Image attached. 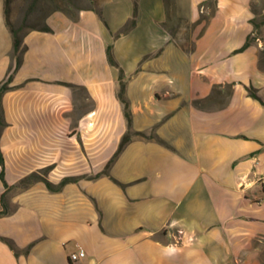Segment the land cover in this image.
Wrapping results in <instances>:
<instances>
[{
  "label": "crops",
  "instance_id": "crops-1",
  "mask_svg": "<svg viewBox=\"0 0 264 264\" xmlns=\"http://www.w3.org/2000/svg\"><path fill=\"white\" fill-rule=\"evenodd\" d=\"M258 1L176 0L186 35L165 28L164 0H137L135 19V0H93L26 31L16 70L0 0V264H264V69L259 44L237 53ZM121 74L131 132L161 142L133 136L92 179L129 132ZM34 174L81 179L21 187Z\"/></svg>",
  "mask_w": 264,
  "mask_h": 264
},
{
  "label": "trees",
  "instance_id": "trees-1",
  "mask_svg": "<svg viewBox=\"0 0 264 264\" xmlns=\"http://www.w3.org/2000/svg\"><path fill=\"white\" fill-rule=\"evenodd\" d=\"M90 1H91V3H93V0H90ZM164 3H165V7H166V12H167V22L165 23L164 26L171 34H175L186 23L181 18H179L177 16V14H176V0H164ZM9 5H10V1L6 0V6H5L6 22H7V26L11 30V33H12L13 38H14L13 51H14V55L17 56V67H16V70H18L20 68V65H21V56H22V54L24 52V49L22 48V40H21V38L18 36V33L11 26ZM65 14L68 15L69 17H71L72 19H76L77 16H78V14L74 15V16H72V15H70L68 13H65ZM136 14H137V0H135L134 19L136 18ZM172 24H176V27L172 28ZM135 25H136L135 20H132L124 28L122 33H126L127 31L132 29ZM41 31L51 32L50 28L47 27V26H44V28L41 29ZM253 34H254V32H253ZM253 34L251 36H249V38H248L246 44L244 45V47L242 49L238 50L237 53L244 52L250 46L251 38H252ZM107 58H108L109 64L111 66L117 67V63L114 60L111 46H109L108 49H107ZM10 81H11V76L7 79V81L2 85V87L0 89V138H1V134H2L3 130L7 127V123H6L5 118H4V111H3V106H2V98H3V95L10 89L9 88ZM119 81H120V85H119V91H118V98L124 105V114H125V117H126L127 122H128L129 132L123 137L117 153L115 154L113 159L110 161V163L108 164L106 169L102 173H100L97 176L93 177L92 179H97V178L102 177L103 175H107L111 164L119 157V155L122 153L124 148L128 145V143L131 142L133 136H140V137L145 138V139L157 140V141L161 142L160 139L154 133L151 134V135H147L145 133H139V132L133 133V132H131L132 118H131V114L129 112V104H128V101H127V99L125 97V83H124L122 74L120 76V80ZM248 91H249V94H250V96L252 98L262 102V100L259 98V96L257 95V92H256V90L254 88H248ZM0 165H1V168H2L0 176H1V179H2V181L4 183V186H5V189H6V192L0 198V204H1V207H2V210L0 211V217H2V216H5V215H8L10 213V211H11V208H10L9 204L6 201V196H7L8 192L11 190V188L5 182L4 159H3V155L1 153V149H0ZM80 179L81 178H66L60 183L59 186L55 187L49 181L43 179L42 177H40L37 174H34V175L29 176L25 180H23L21 182V187H27V186L31 185L32 183H34L36 181H43L46 184L47 188L51 192H58L64 186H66L67 184L77 183ZM1 240L3 242H5L7 245H9V247L13 251H15V247H14L12 242H10V241H8V240H6L4 238H1Z\"/></svg>",
  "mask_w": 264,
  "mask_h": 264
},
{
  "label": "rangeland",
  "instance_id": "rangeland-1",
  "mask_svg": "<svg viewBox=\"0 0 264 264\" xmlns=\"http://www.w3.org/2000/svg\"><path fill=\"white\" fill-rule=\"evenodd\" d=\"M10 22L12 28L21 38L28 30L43 29L45 18L52 12L62 11L72 16L80 10L93 6L90 0H9ZM6 6V0H5ZM256 17L253 21L255 26L251 43L260 45L261 65L264 69V0H259L255 5ZM176 24H172V28ZM185 34L189 35L192 26L184 24ZM182 27V28H183ZM180 30V29H179ZM178 30V31H179ZM177 31V32H178ZM176 32V33H177Z\"/></svg>",
  "mask_w": 264,
  "mask_h": 264
},
{
  "label": "built area",
  "instance_id": "built-area-1",
  "mask_svg": "<svg viewBox=\"0 0 264 264\" xmlns=\"http://www.w3.org/2000/svg\"><path fill=\"white\" fill-rule=\"evenodd\" d=\"M260 183H261L262 187L264 188V179H262L260 181ZM85 255H86L85 251L82 248H80L78 253L71 256V260L73 262H76L77 260L84 258Z\"/></svg>",
  "mask_w": 264,
  "mask_h": 264
}]
</instances>
